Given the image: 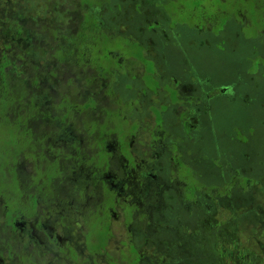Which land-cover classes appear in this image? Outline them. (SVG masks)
Masks as SVG:
<instances>
[{
    "label": "flooded vegetation",
    "instance_id": "af4514ba",
    "mask_svg": "<svg viewBox=\"0 0 264 264\" xmlns=\"http://www.w3.org/2000/svg\"><path fill=\"white\" fill-rule=\"evenodd\" d=\"M41 1L46 11L57 10L60 15L63 9L70 10L69 4L78 9L73 16L77 23L82 22L78 26L82 35L70 53L74 60L75 56L82 59L72 71L80 69L79 76L83 79L78 83L77 76L70 77L73 79L66 76V87L71 88V93L68 89L65 93L56 92L54 88L46 90V85L41 84L49 83L50 77L55 80L58 75L59 78V71L66 75L67 69L59 68V64L60 67L63 64L58 60L53 65L58 69L54 70L56 78L47 77L43 75L47 72L46 63L36 62L35 56L28 58L24 54L16 55V67H13L16 72L11 74L12 79H9L11 69L8 67L7 73H2L5 81L15 86V90L11 89L14 96L18 88L22 89L24 80L28 85L24 89L29 92L28 98L23 105L20 102L17 111H27L21 113L22 126L18 132L24 131L29 144L27 148L13 147L11 167L5 173L0 169V264H147L143 247L136 239L145 243L163 239L164 229L174 228L169 223L180 208L193 216L194 206L207 207L203 199L207 193H197L198 185L193 182H197L194 164L186 162L190 156L187 143L193 144L194 140L195 123H191L196 117L194 95L183 96L178 73L175 69L174 73L169 70L167 84H164L167 101L151 107L154 114L151 127L142 128L137 120H128L135 102L117 96L113 83L119 72L125 73L140 63L142 79L149 90L155 92L161 86L159 81H163L155 60L145 55V46L132 39L140 51L135 59L125 58L120 49L99 48L98 58L93 61L92 45L105 37L112 40L118 35L116 26L106 24V14L102 11L103 6H110V1ZM90 1L92 5L88 7ZM117 2L121 7L123 3L115 1L114 4ZM235 6L236 13L226 17L223 32L229 19L238 13L242 14V28L247 24L253 26L249 13L238 2ZM120 7L117 9L123 8ZM138 7L135 10L138 11ZM226 10L223 8L224 14ZM15 15L20 16L16 11ZM86 17L94 18L98 26L92 31V37L84 40L82 27ZM100 26L113 28V36ZM23 39L29 40L28 37L17 38L19 43ZM221 44L224 50L225 41ZM251 59L249 57V61ZM75 78L78 82L74 84ZM58 80L54 83L63 84L64 79ZM218 97H222V93ZM178 100L182 109H177ZM155 108L159 111L154 112ZM115 109L112 113L119 115L122 125L113 126V114H107ZM173 111L184 136L169 129L171 125L166 116ZM105 112L109 119L105 118ZM145 129H148V139H138ZM25 157L30 159L29 163ZM167 157L175 168L166 165ZM165 165L167 170H164ZM179 170L181 174L177 173ZM3 189L11 193L4 195ZM113 223L117 230L124 229L126 238L113 235ZM112 236L116 243L126 245L127 251L119 245L110 251Z\"/></svg>",
    "mask_w": 264,
    "mask_h": 264
},
{
    "label": "rangeland",
    "instance_id": "374dc122",
    "mask_svg": "<svg viewBox=\"0 0 264 264\" xmlns=\"http://www.w3.org/2000/svg\"><path fill=\"white\" fill-rule=\"evenodd\" d=\"M122 1L125 2L121 7L118 2L116 5L113 4L114 11H109L106 15V24L116 26L118 35L112 40L105 37L106 43L101 39L93 44L92 60L98 58L99 48L107 47L120 49L125 58L135 59L140 51L132 39L145 46V55L155 60L157 71L163 76V81H159L160 88L155 92L147 88L142 79L143 65L140 63L131 66V70L125 73L120 71L113 83L118 97L135 102L127 119L137 120L142 128L151 127L154 117L151 107L167 101L164 84H167L170 71L174 73L175 69L183 96L192 94L195 100L193 110L196 117L191 119V123L193 121L195 123L194 140L193 144L187 143L190 156L186 162L194 164L197 182L194 180L193 182L201 187L203 184L209 185L206 197L203 198L207 207L202 204L194 206L193 219H191L193 216L180 208L169 223L174 228L164 229L163 239H156L154 243L150 240L145 243L136 239L137 244L140 243L143 247L147 264H264V131L257 125L259 105L255 101L256 92L260 94V100L264 97V93L260 92L264 89V0H225L223 7L227 10L228 5L238 2L244 11L249 13L253 26L247 24L242 28V14L238 13L229 19V25L227 24L224 32L223 29L213 31L216 22L211 19L204 18L202 26L197 22L190 26L186 23H177V20L180 21L182 18L178 12L177 0L169 2L165 7L167 0ZM8 4L11 5L10 9L7 7ZM116 6L123 8L119 10ZM136 6H139L138 11L135 10ZM12 10L21 16L22 22L27 23L28 29L34 28L35 34H42L47 38H53L54 35L45 33V26H51L48 24L49 21L54 23L61 19L57 11H46L41 0H0V16ZM102 11L105 13L107 9L103 6ZM193 17L192 20L195 19V16ZM5 21L6 18L1 19L0 24L4 25ZM174 22L176 23L173 24ZM105 30L113 36V28ZM224 38L225 47L229 45L226 50L224 47L225 51L222 50L221 44ZM32 43L34 46L42 44L36 39ZM23 49L26 50L21 48L18 54L27 56ZM40 51L41 55H38L41 59L38 60L41 64L46 63V71L49 72L53 68L58 70L53 66L58 61L57 56H53L54 52L45 56L43 47ZM224 53H228L230 59L235 62L226 65ZM241 56L245 59L250 56L253 62L248 58L245 63L240 59ZM17 60L20 62L19 58ZM109 63L110 60L106 63L107 67ZM150 68L154 67L150 65ZM240 68H245V71H241L242 78H240L242 75H239ZM80 72V69L77 71L67 69L66 75L64 73L62 76L59 75V79L64 81L54 88L56 92L65 93V89H68V93H71L69 92L71 88L66 87V76H69L68 78L79 76ZM245 74L255 76L246 78ZM193 76L196 77L194 83ZM82 79L78 82L75 78L73 83H80ZM205 87L210 89L201 98L200 94ZM222 88L226 89L222 92V97L217 98ZM177 109H182L180 100ZM114 111L116 109L107 112L108 115L113 114L111 116L113 126L119 123L122 125L123 121L117 113H112ZM155 111L158 112L159 109L155 108ZM262 112L264 116V109ZM105 118L109 119L106 112ZM166 118L171 125L170 131L174 130V134L184 136L174 111ZM147 130H143L138 139H148ZM2 135L5 133H0V136ZM206 152V157H203ZM223 153H225L223 156H218ZM209 156L212 166L207 164ZM25 159L27 163L30 162L28 157ZM224 161L230 164L226 166L229 171H224L223 174L222 166H219L225 163ZM166 165L175 168L169 157L166 158ZM166 165L164 170H167ZM236 166L243 168L241 173L237 172ZM0 169L5 173L8 170V162L5 161ZM181 170L177 173L181 174L183 172ZM227 190L231 192L230 197L220 196ZM10 191L3 189L2 192L6 195L11 193ZM112 228L116 238H126L122 227L117 230L116 224L113 223ZM218 228L221 230L216 231ZM90 231L93 232V229ZM114 236L108 249L113 252L115 246L119 245L127 251L128 247L116 243ZM241 253L243 261L240 258Z\"/></svg>",
    "mask_w": 264,
    "mask_h": 264
},
{
    "label": "trees",
    "instance_id": "16d2710c",
    "mask_svg": "<svg viewBox=\"0 0 264 264\" xmlns=\"http://www.w3.org/2000/svg\"><path fill=\"white\" fill-rule=\"evenodd\" d=\"M180 3L184 4L185 7L182 9L180 8L179 10V15L181 13V17L183 19L180 18V21L177 20L178 23H186L190 26L191 24L195 25L194 23L196 22L197 24L203 23L204 18L207 20L214 19L216 21V25L212 28L213 31H219L223 29V24L226 21V19L230 17L232 14L236 13V10H235L236 6L234 3L232 5H228L229 10H226L225 12L226 14H224V11H222L224 8L223 7L224 2H222L221 0H185V1L180 0ZM89 5H92L91 1L88 2V7ZM7 7L9 8L11 7V5L8 4ZM68 7L70 8V10L66 8L61 11V14L63 16L59 14V17L61 18L60 21L56 20L54 23H51L49 21L48 24L51 26H45V33L54 35L53 38L44 37L42 34H35L33 32L34 28L28 29L26 27L27 23L25 22L21 23L20 22L21 16L16 17L14 10L10 11L9 13L4 14L3 16H0V20L6 18L5 24L4 25L0 24V43H2L5 46L0 49V133L2 132L5 133V135L0 136V166L4 165L5 161H7L8 167H11L13 147L27 148L26 146L29 144L28 142L29 138H26L24 136L23 134L24 131L18 132L22 126V124H20L22 121L21 117H23L21 113L25 114L27 113V111L23 110L21 113L17 111V109L20 108L19 106L20 102L23 105L24 102L28 98L29 92L24 90L25 88L28 87V85L25 82L26 80H24L23 84L20 87L22 89L18 88L17 93L14 96V94H11V89L15 90V86L13 84H8L7 83L8 81L7 82L5 81V78L2 75V73L6 74L7 73L6 71L8 69H11L8 76L10 77L11 74L12 75L15 74L16 71H13V67L15 66L14 62H16L15 60L16 55H18V51L21 48H26V50L25 49L23 50L27 53L28 58L29 57L32 58L33 56H35L36 62H39L38 60L39 58L41 59L39 55H41L40 49L41 47H43L45 56L49 55L53 51L54 52L53 56L56 55L59 62H62L63 65L61 67L59 66V68L73 69L75 68L76 65L80 64L82 62V59H79V57L77 59L76 58L77 56H75L74 57L75 60H74L72 57V53L70 52L72 51L73 46H76L79 43V38L81 37L82 33L81 31L78 30V26L81 25L82 22L78 20V23H77V21L74 20L75 17L73 15H75L78 10L76 9L75 5L69 4ZM193 16H195L194 20H192V18H194ZM208 16H210V18H207ZM83 22H84V27H82V29L85 30L83 31V39L86 40L88 37L90 38L92 37L93 35L92 31L95 29L96 26H98V22L95 21V19L91 17H86L85 21ZM253 32L255 33V30ZM19 37H24V38L28 37L29 40L23 39V42L19 43L17 40V38ZM34 39H36L38 42H41L42 44L40 46L38 45L34 46L32 43ZM103 39H104V43H106L107 40L105 38ZM223 40L226 43V39L224 38ZM228 46L229 45H226L225 50L228 48ZM57 53L59 54L57 55ZM249 57L250 56H247L246 59L243 58V61L245 62ZM6 67H8L7 70H6ZM239 70H240L239 71V75H240L241 71H245V68H240ZM57 73L59 75L62 74V72L60 71ZM43 75H46L47 77L48 76L55 77L54 68L51 69L48 73L47 72L43 73ZM241 75L242 76L240 78L243 77V74ZM245 75H246V78L255 76L254 74L253 75L245 74ZM5 77H7V75ZM77 77L80 79L79 76ZM193 78H196V77L193 76ZM9 79H12V76ZM24 79H27V78H24ZM58 79H59L58 75L55 80H52V78L50 77L49 83L44 81L41 84V86L44 87V85H46L45 87L46 90H49L50 88H56L59 85L54 83V81H59ZM67 79H70V78H67ZM205 90L208 93L209 89L208 90L204 89V91ZM260 92L264 93V89H262ZM221 93H222V89L220 90V94ZM204 94L205 92L200 94V97L202 98ZM18 99H19V102L17 104ZM255 101L259 105V112H258L259 117L257 118V125L259 127H262L264 131V116L262 112V110L264 109V97L260 100V94L256 92ZM24 109H28V108L25 107ZM181 113H183V111H181ZM2 150H4L5 152H1ZM224 154L225 153L219 154L218 156H223ZM6 155H8L9 157L7 158ZM206 155H207V152L205 153V155H203V157H206ZM224 162L225 163H222V165L219 166V167L222 166V173L224 171H229L226 168V166L229 165L230 163L228 161L227 162L224 161ZM207 164L209 166L213 165L210 156L208 157ZM237 168H238L237 172L241 173L243 168H239V167ZM218 171H219V168L217 169V172ZM242 182L244 183L243 179H242ZM245 184H246V181H245ZM208 186L203 184L202 187H204V189H202V187L198 185L197 193H199L200 195H203L204 192L206 193L208 191V188H207ZM210 187L214 188L213 186H210ZM223 195L230 197L231 192L227 190L225 194H222L220 196H223ZM210 199L212 200V198ZM215 230L219 231L221 230V228H218ZM240 258H242V261L244 260L242 253L240 254Z\"/></svg>",
    "mask_w": 264,
    "mask_h": 264
},
{
    "label": "crops",
    "instance_id": "0c3cea01",
    "mask_svg": "<svg viewBox=\"0 0 264 264\" xmlns=\"http://www.w3.org/2000/svg\"><path fill=\"white\" fill-rule=\"evenodd\" d=\"M109 1H110V3H109L110 6L106 8V9H107V11H105V14H106V15H107V13L109 12V9H110V11H114V6H113V4H114L115 1H121L122 3L125 2V1L123 2L122 0H109ZM172 1H176V0H167V3H165L164 7L167 6V5L169 4V2H172ZM177 1H179V5H178V12H179V10H180L179 6H180L181 9H182V8L185 7V5L182 4V3H180V0H177ZM182 1H185V0H182ZM115 5H116V3H115ZM116 8H117V7H116ZM168 14H169V13H168ZM169 15H170V14H169ZM177 23H178V21H177ZM249 48H250V46H249ZM224 51H225V50H224ZM224 51H223V52H224ZM224 59H225V63H226V65H228L229 62H232V63L235 62L234 60L230 59L228 53H224ZM240 59H243V57L241 56ZM223 104H224V103H223Z\"/></svg>",
    "mask_w": 264,
    "mask_h": 264
}]
</instances>
